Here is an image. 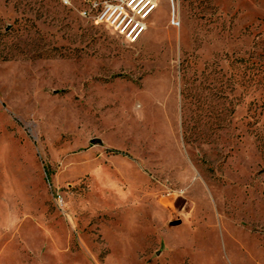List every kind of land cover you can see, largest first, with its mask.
<instances>
[{
	"label": "rangeland",
	"instance_id": "rangeland-1",
	"mask_svg": "<svg viewBox=\"0 0 264 264\" xmlns=\"http://www.w3.org/2000/svg\"><path fill=\"white\" fill-rule=\"evenodd\" d=\"M82 1L0 0V264H264V0Z\"/></svg>",
	"mask_w": 264,
	"mask_h": 264
},
{
	"label": "built area",
	"instance_id": "built-area-1",
	"mask_svg": "<svg viewBox=\"0 0 264 264\" xmlns=\"http://www.w3.org/2000/svg\"><path fill=\"white\" fill-rule=\"evenodd\" d=\"M63 6L71 0H57ZM79 15L137 43L146 31V20L156 9L157 0H83ZM175 24V22H174Z\"/></svg>",
	"mask_w": 264,
	"mask_h": 264
}]
</instances>
